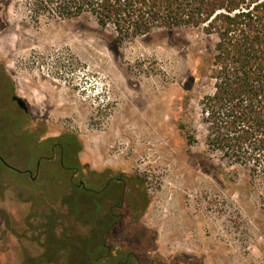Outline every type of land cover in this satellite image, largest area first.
<instances>
[{
    "label": "rangeland",
    "instance_id": "1",
    "mask_svg": "<svg viewBox=\"0 0 264 264\" xmlns=\"http://www.w3.org/2000/svg\"><path fill=\"white\" fill-rule=\"evenodd\" d=\"M216 39L196 29L119 39L90 14L51 13L49 0H0V85L29 108L0 96V264H264V176L210 151L199 120L209 85L197 67ZM81 41L97 44L99 60ZM132 111L144 123L126 122ZM64 133L83 143L76 166L127 179L148 235L137 231L124 250L102 245L65 182L54 139ZM41 142L50 146L35 152ZM42 155L52 157L45 179L21 172L35 175Z\"/></svg>",
    "mask_w": 264,
    "mask_h": 264
},
{
    "label": "trees",
    "instance_id": "2",
    "mask_svg": "<svg viewBox=\"0 0 264 264\" xmlns=\"http://www.w3.org/2000/svg\"><path fill=\"white\" fill-rule=\"evenodd\" d=\"M49 1L51 13L63 18L90 14L119 39L158 29H196L216 36L213 54L200 61L195 77L198 82L205 77L209 85L199 99L205 144L231 163L247 165L253 174L264 176V0ZM179 128L188 143L197 141L187 122ZM54 139L59 141L64 168L78 170L82 141L73 133ZM88 232L92 238L91 229ZM90 242L84 245L87 252ZM69 264L94 263L83 259Z\"/></svg>",
    "mask_w": 264,
    "mask_h": 264
},
{
    "label": "flooded vegetation",
    "instance_id": "3",
    "mask_svg": "<svg viewBox=\"0 0 264 264\" xmlns=\"http://www.w3.org/2000/svg\"><path fill=\"white\" fill-rule=\"evenodd\" d=\"M0 73L5 75L2 70ZM7 79L5 77V80ZM4 94L7 95V100L11 101L20 111L29 112V108L26 110L20 106L16 97L21 96L10 88L9 82L0 85V96ZM3 111H5L4 106L0 105V115ZM56 144L59 145V141ZM49 146V143H37L35 152L42 151L40 149ZM51 158L50 155H42L37 159L35 175L32 169H26L21 172L28 171L30 178L33 180H38L41 175L45 179L47 175L44 171L43 173L41 171L42 160H50ZM60 160L62 163L64 158L61 156ZM77 169L79 183L75 184L70 180L72 175L70 169L67 170L69 178L65 182L70 184L73 193L79 194L84 209L83 216L93 219L99 228L98 237L102 241V245H108V240H111L110 248L121 246L120 248L124 250L126 247L124 244H127L137 231H140L143 235L150 233L140 221L141 208L138 204H135L134 198L131 199L129 182L124 176L116 173L111 174L108 170L94 173L87 166H79Z\"/></svg>",
    "mask_w": 264,
    "mask_h": 264
},
{
    "label": "bare ground",
    "instance_id": "4",
    "mask_svg": "<svg viewBox=\"0 0 264 264\" xmlns=\"http://www.w3.org/2000/svg\"><path fill=\"white\" fill-rule=\"evenodd\" d=\"M80 45L82 47H84V49L86 50V52L93 58V59H97L99 60L98 57V53L96 50V46L97 44H91V45H87L85 42L81 41ZM85 54V53H84ZM126 122H132L134 120L137 121L138 124H142L144 123V119L142 116H138L137 113H135L134 111H132L130 114H126Z\"/></svg>",
    "mask_w": 264,
    "mask_h": 264
},
{
    "label": "water",
    "instance_id": "5",
    "mask_svg": "<svg viewBox=\"0 0 264 264\" xmlns=\"http://www.w3.org/2000/svg\"><path fill=\"white\" fill-rule=\"evenodd\" d=\"M17 101L19 102L20 106L23 107L24 109H28V105L26 101L22 97H16Z\"/></svg>",
    "mask_w": 264,
    "mask_h": 264
}]
</instances>
